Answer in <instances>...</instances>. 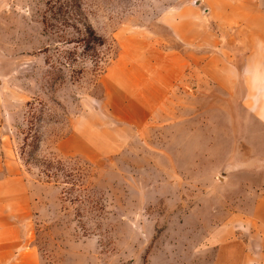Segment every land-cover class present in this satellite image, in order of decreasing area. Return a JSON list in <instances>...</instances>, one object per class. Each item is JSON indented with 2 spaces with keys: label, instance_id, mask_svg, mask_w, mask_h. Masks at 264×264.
Wrapping results in <instances>:
<instances>
[{
  "label": "rangeland",
  "instance_id": "374dc122",
  "mask_svg": "<svg viewBox=\"0 0 264 264\" xmlns=\"http://www.w3.org/2000/svg\"><path fill=\"white\" fill-rule=\"evenodd\" d=\"M219 1L0 0V223L15 250L212 264L215 242L245 230L264 126L240 79L225 92L199 77L220 44L238 69L247 50L217 28Z\"/></svg>",
  "mask_w": 264,
  "mask_h": 264
},
{
  "label": "crops",
  "instance_id": "0c3cea01",
  "mask_svg": "<svg viewBox=\"0 0 264 264\" xmlns=\"http://www.w3.org/2000/svg\"><path fill=\"white\" fill-rule=\"evenodd\" d=\"M219 4L221 7L214 12L217 28L234 29V34L227 40H242L247 50L238 69L233 55L220 44L200 62L199 77H205L225 92H234L240 79L243 87L242 107L249 116L264 126V0H220ZM154 77L157 86L165 85L167 88L176 75L167 84L159 76ZM252 206L251 210H254L239 220L240 226H237L242 229L245 223V230L234 232L230 228L229 236H223L215 242L212 264H264V193L253 199ZM256 207H259L257 212ZM4 220L0 223V264H37L36 253L30 251L29 246L28 250L23 246L14 249L17 241L9 240L14 238L15 231L7 223L9 220ZM227 221L225 219L217 224L216 230L228 232L223 228ZM11 255L15 257L9 260Z\"/></svg>",
  "mask_w": 264,
  "mask_h": 264
},
{
  "label": "water",
  "instance_id": "95a60500",
  "mask_svg": "<svg viewBox=\"0 0 264 264\" xmlns=\"http://www.w3.org/2000/svg\"><path fill=\"white\" fill-rule=\"evenodd\" d=\"M196 1H198V0H196Z\"/></svg>",
  "mask_w": 264,
  "mask_h": 264
}]
</instances>
